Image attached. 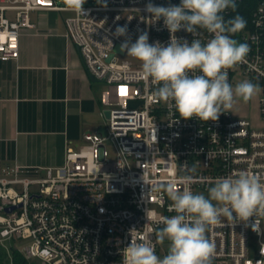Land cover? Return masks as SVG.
I'll return each instance as SVG.
<instances>
[{"label":"built area","instance_id":"1","mask_svg":"<svg viewBox=\"0 0 264 264\" xmlns=\"http://www.w3.org/2000/svg\"><path fill=\"white\" fill-rule=\"evenodd\" d=\"M148 2L108 0L104 8L95 0L83 6V15L71 11L74 16L66 19L68 37L88 75L108 86L100 97L106 130L85 134L77 149L67 146L64 165L48 167L44 175L15 166L0 178V239L15 244L30 264H122L132 229L163 258L169 242L156 243L155 232L163 227L162 218L175 212L166 193L150 192L152 186L175 183L207 196L217 179L242 171L264 181V3L254 10L250 28L234 36L250 46L246 62L228 70L233 86L245 80L260 86L263 125L256 128L229 111L217 121L184 120L152 95L156 86L142 76L141 64L120 51L125 37L112 35L117 26L127 25L132 42L139 29L148 32L149 43L166 46L170 33L163 19L149 20L143 11ZM40 10L68 11L56 0H0V59L19 58L21 31L33 27L30 13ZM224 15L231 18L233 12ZM175 35L189 43L194 39L184 30ZM197 38L206 43L212 34L200 30ZM221 219L207 232L215 244L213 264H264L262 230L251 228L255 217L248 226Z\"/></svg>","mask_w":264,"mask_h":264},{"label":"clouds","instance_id":"2","mask_svg":"<svg viewBox=\"0 0 264 264\" xmlns=\"http://www.w3.org/2000/svg\"><path fill=\"white\" fill-rule=\"evenodd\" d=\"M85 3L86 0H65L66 10L83 15ZM96 3L108 6V0ZM229 9L236 12V0H180L179 5L169 6L149 0L143 11L150 14L153 23L163 19L170 33L166 46L159 41L149 43L148 32L139 29L138 38L132 42L127 25L117 26L112 35L125 37L120 51L140 61L142 76L156 86L152 95L170 111L184 120L195 117L204 122L217 121L237 101L247 103L260 92V86L251 81L235 86L228 81V70L245 63L250 51L247 43L234 38L246 28L247 21L239 14L226 19L224 13ZM180 30L194 39L189 43L177 38L175 34ZM200 30L212 34V38L202 43L197 38ZM150 192L166 193L170 211L175 212L162 218L163 227L155 232L156 243L169 242L167 254L160 258L155 246L138 241L132 229L131 240L122 249V264H213L215 244L207 232L210 226L221 224V218L232 225L244 222L248 226L250 218L255 217L252 230L258 234L262 230L264 181L257 175L242 171L221 177L207 189V196L187 188L180 190L175 183L154 185Z\"/></svg>","mask_w":264,"mask_h":264},{"label":"crops","instance_id":"3","mask_svg":"<svg viewBox=\"0 0 264 264\" xmlns=\"http://www.w3.org/2000/svg\"><path fill=\"white\" fill-rule=\"evenodd\" d=\"M60 12L32 11L19 58L0 59V178L15 166L44 175L64 165L67 146L79 148L87 133L105 134L99 82L88 75Z\"/></svg>","mask_w":264,"mask_h":264},{"label":"rangeland","instance_id":"4","mask_svg":"<svg viewBox=\"0 0 264 264\" xmlns=\"http://www.w3.org/2000/svg\"><path fill=\"white\" fill-rule=\"evenodd\" d=\"M56 1L58 2L59 5L65 6V0H56ZM93 1L95 0H86V3L84 5L90 4ZM8 15H10V13ZM72 16H74V13L71 11H61L59 13V17L61 20H65ZM125 58L132 60L135 63L140 64V61L132 57H128L127 54ZM97 85H98L100 95L102 94V92L108 90V86L105 83H97ZM260 95L261 93L259 92L256 96H254L247 103H244L242 100L237 101V103L234 105V107L229 112L235 118L248 119L251 122L253 127H256V128L261 127L263 124L260 118L259 107H258V100L260 98ZM109 155L111 157H115L114 149L112 148L109 149ZM261 241L264 242V222L262 225ZM17 243L19 245H24L25 240H17ZM17 252L23 255L21 251L15 246V244L11 243L8 240L0 239V256L3 258L4 264H15L12 260V256H13V253H17ZM24 264H30V263L26 261Z\"/></svg>","mask_w":264,"mask_h":264},{"label":"trees","instance_id":"5","mask_svg":"<svg viewBox=\"0 0 264 264\" xmlns=\"http://www.w3.org/2000/svg\"><path fill=\"white\" fill-rule=\"evenodd\" d=\"M261 3H264V0H241L237 3L236 12H233V17L236 14L243 16L247 21L246 28H250L251 26V17L254 10ZM21 254L13 253L12 260L15 264H24L27 259ZM0 264H4L3 258L0 256Z\"/></svg>","mask_w":264,"mask_h":264},{"label":"water","instance_id":"6","mask_svg":"<svg viewBox=\"0 0 264 264\" xmlns=\"http://www.w3.org/2000/svg\"><path fill=\"white\" fill-rule=\"evenodd\" d=\"M92 80L94 81V82H97V80H95L94 78H92ZM107 116H109V113L107 112ZM13 210V208H10V209H8V212H11Z\"/></svg>","mask_w":264,"mask_h":264}]
</instances>
